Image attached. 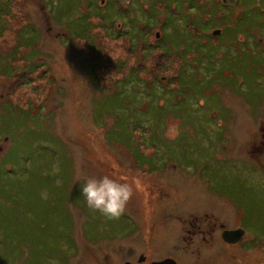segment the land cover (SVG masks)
Instances as JSON below:
<instances>
[{
	"label": "rangeland",
	"instance_id": "374dc122",
	"mask_svg": "<svg viewBox=\"0 0 264 264\" xmlns=\"http://www.w3.org/2000/svg\"><path fill=\"white\" fill-rule=\"evenodd\" d=\"M232 4L222 48L175 77L131 34L147 0H0V264L89 263L85 243L146 220L156 191L168 223L213 205L263 225L264 0ZM78 173L126 177L125 213L89 209Z\"/></svg>",
	"mask_w": 264,
	"mask_h": 264
},
{
	"label": "flooded vegetation",
	"instance_id": "af4514ba",
	"mask_svg": "<svg viewBox=\"0 0 264 264\" xmlns=\"http://www.w3.org/2000/svg\"><path fill=\"white\" fill-rule=\"evenodd\" d=\"M216 1L225 17L234 0ZM220 26L215 24L210 34L221 37ZM161 36L156 30L154 40ZM162 195L152 193L156 203L148 210L150 216L142 220L145 225L130 220L121 224V233L100 243L98 253L85 243V249L92 252L86 264H264V220H260L261 225L249 221L254 215L248 211L230 206L218 210L208 205L168 223V204L157 203ZM140 227L141 233H137ZM229 231H239L241 235L226 234Z\"/></svg>",
	"mask_w": 264,
	"mask_h": 264
},
{
	"label": "trees",
	"instance_id": "16d2710c",
	"mask_svg": "<svg viewBox=\"0 0 264 264\" xmlns=\"http://www.w3.org/2000/svg\"><path fill=\"white\" fill-rule=\"evenodd\" d=\"M147 3L148 6L145 9L144 18L146 22L141 26L143 28L141 30H134L131 34L134 33V38L138 41L140 49H145L143 52L154 56L153 58L157 66L167 62L170 58H175L177 62L179 61V67L175 77L181 73H187L184 68L185 62L190 63L195 60L199 61L207 53L214 52V49L222 48L219 42L221 37H214L210 34V29H212L216 23L223 25L222 22H219L223 17L221 16V6L218 1L147 0ZM226 16L231 17L232 20H236V17L230 12H227ZM154 18H156V22L153 20ZM255 22L258 23L259 27V31H255L256 38L258 37L257 39L260 44L258 52H263L264 55V44H261V37H264V18L260 17L259 11L256 13ZM227 25L228 24H225L223 26ZM162 28L166 31L169 29V36L162 38V35L161 38L157 40H151L150 32L155 29L161 32ZM139 31L142 33L143 41L135 34ZM238 37L239 35L236 34V39ZM236 39L235 41H237ZM127 40L130 41V39ZM161 41L163 42L161 43ZM167 41H175L177 48L166 53L163 48ZM179 49L184 51V56H182L183 53H181ZM143 52L137 54L140 65L144 64L143 59L146 56ZM169 63H171V61H169Z\"/></svg>",
	"mask_w": 264,
	"mask_h": 264
},
{
	"label": "clouds",
	"instance_id": "9594fccd",
	"mask_svg": "<svg viewBox=\"0 0 264 264\" xmlns=\"http://www.w3.org/2000/svg\"><path fill=\"white\" fill-rule=\"evenodd\" d=\"M81 180V196L89 209L110 219L119 218L125 213L127 202L133 195V187L126 182V177L114 178V175L105 174L97 178L78 173L76 181ZM134 183L138 188L139 182ZM50 264H56V261Z\"/></svg>",
	"mask_w": 264,
	"mask_h": 264
},
{
	"label": "water",
	"instance_id": "95a60500",
	"mask_svg": "<svg viewBox=\"0 0 264 264\" xmlns=\"http://www.w3.org/2000/svg\"><path fill=\"white\" fill-rule=\"evenodd\" d=\"M230 1L232 2L233 0H230ZM218 33H219V30L213 32V34H218ZM230 232L236 234L237 236L241 235V233L239 231H229V232H226V234L230 233Z\"/></svg>",
	"mask_w": 264,
	"mask_h": 264
}]
</instances>
